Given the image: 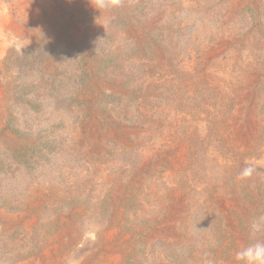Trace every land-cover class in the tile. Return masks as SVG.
Instances as JSON below:
<instances>
[{
  "label": "rangeland",
  "instance_id": "374dc122",
  "mask_svg": "<svg viewBox=\"0 0 264 264\" xmlns=\"http://www.w3.org/2000/svg\"><path fill=\"white\" fill-rule=\"evenodd\" d=\"M36 1L53 39L24 24L0 65V264L62 227L65 264H242L264 242V0Z\"/></svg>",
  "mask_w": 264,
  "mask_h": 264
},
{
  "label": "bare ground",
  "instance_id": "6f19581e",
  "mask_svg": "<svg viewBox=\"0 0 264 264\" xmlns=\"http://www.w3.org/2000/svg\"><path fill=\"white\" fill-rule=\"evenodd\" d=\"M23 4L26 3L28 5V7H26V9H23L24 11L26 10V18L23 20V23L17 24L15 22V20L13 19L12 14H10V12L8 10H6L3 6V8H0V65L2 64V59L3 57H5L10 49H11V45H17L19 44L20 41L18 40H11L13 38L16 37H20L22 34L24 35L23 30L24 28L22 27V25H27L29 26L31 29L33 30H38V31H42L47 35V38H50V40L53 39V28L55 26V22H57V12H52L49 8V4H45V3H40L36 0H23ZM64 4L68 1V0H61ZM81 1V0H79ZM18 4L20 1H16ZM22 4V3H21ZM22 8V7H21ZM11 9V8H10ZM26 27V26H25ZM27 29V28H26ZM77 35V34H76ZM79 35V34H78ZM31 36V35H30ZM14 42V43H12ZM204 68V67H203ZM209 72V70H208ZM253 81V80H252ZM252 83V82H251ZM247 87V86H246ZM250 87V86H248ZM241 90V89H240ZM3 93V89L0 86V96ZM247 95V94H246ZM253 97V96H252ZM244 98V97H243ZM252 99V98H251ZM239 100V99H238ZM1 109V108H0ZM241 110V109H240ZM253 110V109H252ZM251 112V111H250ZM246 115V114H245ZM235 116V115H234ZM238 117V116H237ZM245 118V117H244ZM237 120V119H236ZM243 120V119H242ZM249 120V119H248ZM207 121V120H206ZM252 122V121H251ZM250 122V124H251ZM247 123V122H246ZM253 123V122H252ZM205 124V123H204ZM257 124V123H256ZM242 126V125H241ZM252 126V125H251ZM229 128V127H228ZM227 129V128H226ZM242 129V128H241ZM248 129V128H247ZM255 130V129H254ZM253 130V131H254ZM236 132V131H235ZM234 132V133H235ZM242 132V131H241ZM249 132V131H247ZM248 134V133H247ZM236 137V136H235ZM94 138V137H93ZM96 139V138H95ZM229 139V138H228ZM242 139V138H241ZM93 140V139H91ZM216 140V139H215ZM248 140V139H247ZM241 141V140H240ZM249 141V140H248ZM96 142V141H95ZM218 144V143H217ZM229 144V143H228ZM240 144V143H239ZM242 144V143H241ZM95 145V144H94ZM93 145V146H94ZM249 146V145H248ZM247 146V147H248ZM212 147V146H211ZM218 147V146H217ZM231 148V147H230ZM251 148V147H250ZM167 149V148H166ZM221 149V148H220ZM232 149V148H231ZM215 150V149H214ZM249 150V149H248ZM216 151V150H215ZM221 151V150H220ZM223 151V150H222ZM234 151V150H233ZM244 151V150H243ZM247 151V150H246ZM168 153V152H167ZM218 153V152H217ZM175 154V153H174ZM238 154V153H237ZM229 155V154H228ZM244 155V154H243ZM248 155V154H247ZM240 156V155H239ZM217 157V156H215ZM214 157V158H215ZM229 157V156H228ZM232 157V155H231ZM207 158V157H206ZM230 158V157H229ZM228 158V159H229ZM240 158V157H239ZM238 158V159H239ZM242 159V158H241ZM226 160V159H225ZM227 161V160H226ZM232 162V161H231ZM159 163V162H157ZM223 164V163H222ZM159 165V164H158ZM244 165V164H243ZM149 166V165H148ZM161 166V164H160ZM221 166V165H220ZM224 166V165H223ZM230 166V165H229ZM228 167V166H227ZM124 181V180H122ZM123 183V182H121ZM132 184V183H131ZM129 186V185H128ZM132 188V187H131ZM129 194V193H128ZM231 195V194H230ZM124 196V195H123ZM45 198V197H44ZM49 198V197H48ZM39 199V198H38ZM110 199V198H109ZM180 199V198H179ZM36 200V199H35ZM120 200V199H119ZM184 200V199H183ZM234 200V199H233ZM115 201V200H114ZM179 202V200H178ZM178 202H175L173 204V209H177L179 207ZM43 203V202H42ZM124 203V202H123ZM185 203V202H184ZM233 203V202H232ZM225 205V204H224ZM236 206V205H235ZM27 207V206H26ZM218 207V206H217ZM113 208V207H111ZM119 209V208H118ZM29 210V209H28ZM35 210V209H34ZM167 210V209H166ZM175 210H171V214L175 211ZM32 211V210H31ZM38 211V210H37ZM116 211V210H115ZM118 212V211H116ZM235 212V211H233ZM30 213V212H29ZM112 213V212H111ZM114 213V212H113ZM119 213V212H118ZM182 213V212H181ZM227 213V212H226ZM225 213V214H226ZM244 213V212H242ZM117 214V213H116ZM176 214V213H174ZM246 214V212H245ZM247 215V214H246ZM245 215V216H246ZM28 216V215H27ZM70 216V215H69ZM113 216V215H112ZM120 216V215H119ZM62 217V216H61ZM243 217V216H242ZM241 217V218H242ZM172 218V217H171ZM110 219V218H109ZM117 219V218H116ZM167 219V218H165ZM25 220V215H20L18 217V219L14 220L17 221L18 224L20 223H24ZM172 220V219H171ZM175 221H177L175 219ZM182 221V220H181ZM59 222V221H58ZM229 222V221H228ZM227 222V223H228ZM15 223V222H14ZM162 223V222H161ZM63 224V223H62ZM68 224V223H67ZM166 224V223H165ZM180 224V223H179ZM56 225V224H55ZM65 225V224H64ZM118 225V224H117ZM13 226V225H12ZM21 226V225H20ZM58 226V225H57ZM68 226V225H67ZM111 226V225H110ZM234 226V225H233ZM166 227V226H164ZM13 228V227H12ZM117 228V227H116ZM119 228V227H118ZM147 228V227H146ZM14 229V228H13ZM68 229V228H67ZM69 230V229H68ZM127 230V229H126ZM156 230V229H155ZM9 231V229H8ZM159 231V230H158ZM182 231V230H181ZM13 232V231H12ZM166 232V231H165ZM172 230L171 228L167 229V233L171 234ZM66 228L62 227L60 228L59 231L55 232L54 235L46 242L42 243L38 249L36 250V252L31 255L30 257H28L27 259L19 262V263H14V264H65L64 263V256L65 253L69 252L70 249H73L77 246V241L76 239H71L69 241L64 242L63 238L66 236ZM71 233V232H70ZM105 233V232H104ZM119 233V232H118ZM136 233V232H135ZM146 233V232H145ZM69 234V233H68ZM137 234V233H136ZM161 234V233H160ZM117 233L115 230L110 229L107 233H105V239H106V245L107 248H113L111 245L113 243L114 239H117ZM147 235V234H146ZM145 235V236H146ZM163 236V235H162ZM178 236V235H177ZM68 237V235H67ZM168 237V235H167ZM66 239V238H65ZM96 239V238H95ZM120 239V238H119ZM148 239V237H147ZM158 239V238H157ZM104 240V239H103ZM118 240V239H117ZM241 240V239H240ZM116 241V240H115ZM119 241V240H118ZM139 241V240H138ZM142 241V240H141ZM62 242H64V246L67 248L66 252L64 253L63 249H62ZM152 242V241H151ZM175 242V241H174ZM89 244V242H88ZM92 244V243H91ZM97 244V243H96ZM105 244V243H104ZM125 245V244H124ZM123 245V246H124ZM152 245V244H151ZM115 247H117L116 245H114ZM131 246V245H130ZM114 247V248H115ZM135 247V246H134ZM118 249V248H117ZM121 249V247H120ZM65 250V249H64ZM103 250V249H102ZM114 250V249H113ZM123 250V249H122ZM132 250V248H131ZM83 251V250H82ZM100 252V251H99ZM110 252V251H109ZM108 252V253H109ZM131 253V252H130ZM113 254V253H112ZM68 255V254H67ZM98 255V254H97ZM100 255V253H99ZM108 255V254H107ZM96 256V255H95ZM67 257V256H66ZM70 257V256H69ZM71 258V257H70ZM72 259V258H71ZM79 260V259H78ZM72 261V260H71ZM126 261V260H125ZM66 262V261H65ZM97 262V261H96ZM100 262V261H99ZM90 263V262H89ZM68 264V263H67ZM77 264H88V261L84 258L83 260H80V262H78ZM110 264H121V259H120V255H115L113 257L110 258Z\"/></svg>",
  "mask_w": 264,
  "mask_h": 264
},
{
  "label": "clouds",
  "instance_id": "9594fccd",
  "mask_svg": "<svg viewBox=\"0 0 264 264\" xmlns=\"http://www.w3.org/2000/svg\"><path fill=\"white\" fill-rule=\"evenodd\" d=\"M116 2L117 0H109V3L113 5ZM107 6L108 4L105 3V0H97V7L104 8ZM254 172H256V166L254 164H249L248 166L242 169L240 173V178H250ZM253 227L255 228L256 226L254 225ZM236 259L238 261H241L242 264H264V242H256L254 244L242 248L236 253Z\"/></svg>",
  "mask_w": 264,
  "mask_h": 264
}]
</instances>
